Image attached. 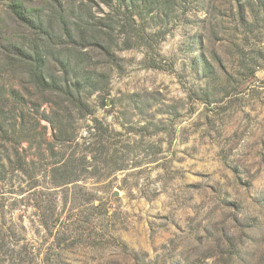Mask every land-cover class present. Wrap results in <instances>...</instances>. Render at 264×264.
Returning <instances> with one entry per match:
<instances>
[{
    "label": "rangeland",
    "instance_id": "rangeland-1",
    "mask_svg": "<svg viewBox=\"0 0 264 264\" xmlns=\"http://www.w3.org/2000/svg\"><path fill=\"white\" fill-rule=\"evenodd\" d=\"M241 4L250 26L239 23V5L229 0L151 11L142 24L162 34L147 46L127 48L119 29L109 39L118 67L90 45L72 47L107 75L112 100L77 121L78 135L86 137L97 119L116 134L107 138L117 160L107 164L92 146L97 170L61 189L49 181L53 159L34 158L36 195L16 188L1 202L5 233L16 227L35 264H264V0ZM1 34L19 43L26 36L4 6L0 42ZM145 59L165 68L146 67ZM14 81L5 76L1 84ZM89 101L100 104L96 94ZM76 142L60 154L80 159L87 144ZM36 196L45 215H60L54 229L39 225Z\"/></svg>",
    "mask_w": 264,
    "mask_h": 264
},
{
    "label": "trees",
    "instance_id": "trees-1",
    "mask_svg": "<svg viewBox=\"0 0 264 264\" xmlns=\"http://www.w3.org/2000/svg\"><path fill=\"white\" fill-rule=\"evenodd\" d=\"M189 0H0L6 17L26 36L23 43L16 42L1 34L0 42V264H35L36 256L30 244L17 233L16 227L4 228L1 202L7 193L36 195L39 173L35 160L53 159L50 165L49 181L53 188H67L80 181V172L87 168L97 170L100 158L96 150H101L107 164L116 162L117 153L110 154L107 135H116L100 121L92 119L84 130L86 137H79L77 121L91 117L94 108L111 105L112 100L106 91L107 75L81 61L73 51H82L92 46L101 51L112 65L116 64L110 51L109 39L115 30L125 33L127 48L147 46L153 36L162 32L146 31L142 22L144 16L157 8L162 11L183 6ZM239 5V23L250 26L244 0H229ZM38 3L33 9L29 4ZM102 7L108 11L103 12ZM95 8L96 11L93 9ZM101 13L99 16L96 13ZM164 16H167L164 13ZM141 32L142 36L138 35ZM132 35L137 39L134 41ZM147 39V42L145 41ZM112 42V41H111ZM73 47V48H72ZM86 55V54H82ZM81 55V56H82ZM144 66L164 69V66L143 61ZM150 64V65H149ZM172 70L171 67H166ZM207 71V66L203 67ZM5 76L15 80V85L6 89L2 85ZM96 94L99 105L90 103L89 98ZM49 137H46L47 131ZM35 138L39 141H35ZM78 138L87 144L86 153L75 152L66 158L61 149L70 147ZM26 144V148L23 145ZM83 144V145H84ZM96 146V150H92ZM63 148V149H64ZM62 149V150H63ZM33 150L31 159L28 151ZM64 154V153H62ZM88 160V161H86ZM78 162L73 174L74 163ZM124 170V165L112 171ZM11 191V192H10ZM39 225L51 230L60 224V215H45L39 196L35 197ZM68 194L63 197L64 205ZM91 199L88 203H93ZM14 225V224H13Z\"/></svg>",
    "mask_w": 264,
    "mask_h": 264
}]
</instances>
